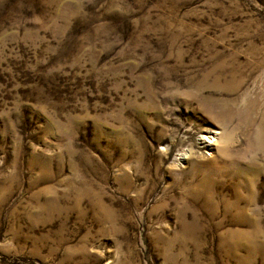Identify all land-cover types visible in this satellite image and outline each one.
I'll return each mask as SVG.
<instances>
[{
	"label": "rangeland",
	"instance_id": "obj_1",
	"mask_svg": "<svg viewBox=\"0 0 264 264\" xmlns=\"http://www.w3.org/2000/svg\"><path fill=\"white\" fill-rule=\"evenodd\" d=\"M0 264H264V0H0Z\"/></svg>",
	"mask_w": 264,
	"mask_h": 264
},
{
	"label": "bare ground",
	"instance_id": "obj_2",
	"mask_svg": "<svg viewBox=\"0 0 264 264\" xmlns=\"http://www.w3.org/2000/svg\"><path fill=\"white\" fill-rule=\"evenodd\" d=\"M208 132L210 133V135L203 134L200 138L201 139L200 144L202 145L201 147L203 148H210L211 147L210 144L212 143V140L222 141L225 138V134H223L222 131H219L217 129H212ZM210 139L211 141L209 142ZM189 148L191 150V147ZM190 150L186 151L185 149H182V151L178 153V157H176L177 165L179 164L182 165L183 160L194 157L192 150L191 151ZM250 226H251V229L249 233L251 234L250 237L253 240L252 236L257 234L260 231V228H259V225L256 224L255 222H250Z\"/></svg>",
	"mask_w": 264,
	"mask_h": 264
}]
</instances>
